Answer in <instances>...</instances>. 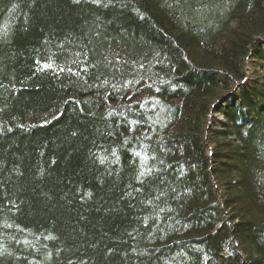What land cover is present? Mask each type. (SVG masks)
Returning a JSON list of instances; mask_svg holds the SVG:
<instances>
[{
	"label": "trees",
	"instance_id": "obj_1",
	"mask_svg": "<svg viewBox=\"0 0 264 264\" xmlns=\"http://www.w3.org/2000/svg\"><path fill=\"white\" fill-rule=\"evenodd\" d=\"M263 70L264 0H0V264H264Z\"/></svg>",
	"mask_w": 264,
	"mask_h": 264
},
{
	"label": "snow or ice",
	"instance_id": "obj_2",
	"mask_svg": "<svg viewBox=\"0 0 264 264\" xmlns=\"http://www.w3.org/2000/svg\"><path fill=\"white\" fill-rule=\"evenodd\" d=\"M45 67H47V65H45Z\"/></svg>",
	"mask_w": 264,
	"mask_h": 264
},
{
	"label": "rangeland",
	"instance_id": "obj_3",
	"mask_svg": "<svg viewBox=\"0 0 264 264\" xmlns=\"http://www.w3.org/2000/svg\"><path fill=\"white\" fill-rule=\"evenodd\" d=\"M264 71V70H263Z\"/></svg>",
	"mask_w": 264,
	"mask_h": 264
}]
</instances>
